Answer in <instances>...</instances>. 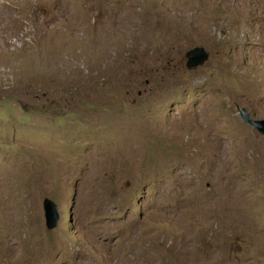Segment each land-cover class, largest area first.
Listing matches in <instances>:
<instances>
[{
	"label": "rangeland",
	"instance_id": "rangeland-1",
	"mask_svg": "<svg viewBox=\"0 0 264 264\" xmlns=\"http://www.w3.org/2000/svg\"><path fill=\"white\" fill-rule=\"evenodd\" d=\"M237 105L264 121V0H0V264H264Z\"/></svg>",
	"mask_w": 264,
	"mask_h": 264
},
{
	"label": "water",
	"instance_id": "water-1",
	"mask_svg": "<svg viewBox=\"0 0 264 264\" xmlns=\"http://www.w3.org/2000/svg\"><path fill=\"white\" fill-rule=\"evenodd\" d=\"M185 55L187 56L185 66L190 70L196 69L197 67L201 66L208 58L207 51L200 46L189 49L188 51H186ZM236 109L242 121H244L249 126L255 127L256 130L264 136L263 120L252 118L249 115L248 111L242 106L237 105ZM42 206L45 227L47 229L55 228L58 225L60 219L57 204L52 199L45 197L42 200Z\"/></svg>",
	"mask_w": 264,
	"mask_h": 264
},
{
	"label": "clouds",
	"instance_id": "clouds-1",
	"mask_svg": "<svg viewBox=\"0 0 264 264\" xmlns=\"http://www.w3.org/2000/svg\"><path fill=\"white\" fill-rule=\"evenodd\" d=\"M203 65V64H202Z\"/></svg>",
	"mask_w": 264,
	"mask_h": 264
}]
</instances>
